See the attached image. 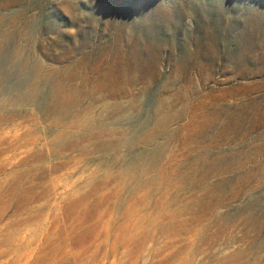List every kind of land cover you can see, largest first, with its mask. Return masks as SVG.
<instances>
[{
    "label": "rangeland",
    "instance_id": "374dc122",
    "mask_svg": "<svg viewBox=\"0 0 264 264\" xmlns=\"http://www.w3.org/2000/svg\"><path fill=\"white\" fill-rule=\"evenodd\" d=\"M0 264H264V0H0Z\"/></svg>",
    "mask_w": 264,
    "mask_h": 264
}]
</instances>
